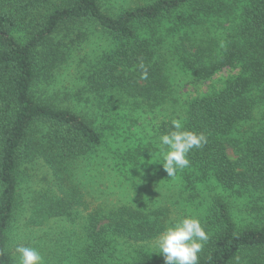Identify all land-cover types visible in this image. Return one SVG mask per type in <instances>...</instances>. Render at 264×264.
Segmentation results:
<instances>
[{
  "label": "trees",
  "instance_id": "1",
  "mask_svg": "<svg viewBox=\"0 0 264 264\" xmlns=\"http://www.w3.org/2000/svg\"><path fill=\"white\" fill-rule=\"evenodd\" d=\"M213 18L229 19L224 39L203 28ZM84 21L121 42L108 57L111 65L90 77V89L97 92L114 88L162 103L170 58L198 81L238 67L222 88L185 106L183 129L207 137L188 153L189 166L240 196L264 190V114L256 118L264 107V0H156L118 16L103 10L101 0H0V264H17L12 233L21 215L24 168L42 161L61 179L65 162L102 144L89 116L58 107L47 91L39 94L68 59L73 43L60 39L61 31ZM164 22L171 24V33L197 29L201 39L181 38L169 58L161 50L163 40L156 39L155 26ZM172 130V124L164 128L165 134ZM214 201L198 264H264V220L240 225L226 200ZM140 215L120 207L107 223L93 221L85 229V264H165L164 257L117 250V240L141 241L163 230L160 221ZM38 218L35 213L31 221Z\"/></svg>",
  "mask_w": 264,
  "mask_h": 264
},
{
  "label": "rangeland",
  "instance_id": "2",
  "mask_svg": "<svg viewBox=\"0 0 264 264\" xmlns=\"http://www.w3.org/2000/svg\"><path fill=\"white\" fill-rule=\"evenodd\" d=\"M154 1L101 0L103 10L112 16ZM229 23L228 18L227 22L225 18H213L203 28L224 39ZM156 25V39L163 40L161 50L169 58L182 43L181 38L201 39L197 29L171 33L168 22ZM146 36H151V32ZM59 38L73 43L68 59L51 73L39 94L47 91L46 96L58 107L89 116L102 133L103 141L87 155L65 162L67 173L61 179L42 161L24 168L21 215L12 233L17 264V245L35 248L44 264H85V229L93 221L107 223L120 207H127L151 222L160 221L156 222L163 227L159 234L184 218L198 219L205 230L218 196L227 201L238 224L264 220V190L240 196L224 190L213 178H201L190 166L174 178L168 177L159 149L165 126L173 120H184L187 103L222 88L226 79L239 73L238 67H227L210 80L198 81L170 58L166 97L162 103L152 104L144 96L130 97L114 88L100 92L90 89V77L103 65H111L108 57L121 44L102 28L84 21L63 29ZM263 114L264 107H260L256 118ZM229 155L236 157L232 150ZM35 213H40V218L31 221ZM157 236L141 241L117 240V250L133 255L149 253L160 260L164 255L155 247Z\"/></svg>",
  "mask_w": 264,
  "mask_h": 264
},
{
  "label": "clouds",
  "instance_id": "3",
  "mask_svg": "<svg viewBox=\"0 0 264 264\" xmlns=\"http://www.w3.org/2000/svg\"><path fill=\"white\" fill-rule=\"evenodd\" d=\"M141 69L144 65L141 63ZM142 78L147 79L144 69ZM173 129L159 137V149L163 155V170L168 177L174 178L180 170L190 164L188 153L207 143L204 133L184 130L181 120L172 121ZM208 236L195 218H184L160 233L155 240L158 253L164 255L165 264H198V254ZM19 264H44L43 257L35 248L17 245L15 249Z\"/></svg>",
  "mask_w": 264,
  "mask_h": 264
}]
</instances>
